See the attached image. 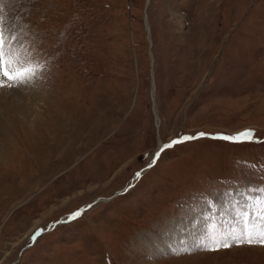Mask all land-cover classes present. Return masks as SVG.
<instances>
[{
    "label": "rangeland",
    "instance_id": "obj_1",
    "mask_svg": "<svg viewBox=\"0 0 264 264\" xmlns=\"http://www.w3.org/2000/svg\"><path fill=\"white\" fill-rule=\"evenodd\" d=\"M0 17L46 64L0 89V264H264L208 250L264 198V0H0ZM199 132L134 180L159 138Z\"/></svg>",
    "mask_w": 264,
    "mask_h": 264
},
{
    "label": "snow or ice",
    "instance_id": "obj_2",
    "mask_svg": "<svg viewBox=\"0 0 264 264\" xmlns=\"http://www.w3.org/2000/svg\"><path fill=\"white\" fill-rule=\"evenodd\" d=\"M17 41L18 37L11 35L8 39L5 38L3 28V18L0 17V89L4 88H19L33 84L44 72L46 64H41L34 60L33 56L28 53V50L16 53L8 46V40ZM6 46L8 50L6 51ZM211 134L205 132H199L196 134H184L179 135L177 138L172 139L168 143H164L156 152L146 153L148 162L146 167L140 171H137L135 176L140 178L142 173L151 169L158 162L160 156L168 149L175 145L192 141L198 138L208 137ZM216 138H221L226 141L232 142H247L254 139L253 130L248 129L235 135H217ZM264 191V189H260ZM258 210L256 215L259 217L252 225V230H245L242 237H237L235 234L231 236L232 243L227 241L223 243H217L214 247L208 249L210 251H219L221 249H230L234 245H249V246H261L264 247V198L255 201ZM251 205H246L249 207ZM88 207H91L89 205ZM83 210H77L66 218V222H71L81 216ZM242 219L247 218V213H238ZM42 230L35 232L30 239L35 242L37 237L41 234Z\"/></svg>",
    "mask_w": 264,
    "mask_h": 264
},
{
    "label": "bare ground",
    "instance_id": "obj_3",
    "mask_svg": "<svg viewBox=\"0 0 264 264\" xmlns=\"http://www.w3.org/2000/svg\"><path fill=\"white\" fill-rule=\"evenodd\" d=\"M157 115V114H156ZM158 117V116H157ZM158 122V121H157ZM163 144H162V142L160 141V138L158 139V141H157V146H156V149L153 151V153L154 152H156L158 149H159V147H161ZM134 180H136V176H135V178H134ZM131 186H132V184H131ZM121 189H122V191H121ZM120 189V191L121 192H124L125 190H126V188H124L123 189V187ZM129 190V189H128ZM120 192V193H121ZM117 193H119V191L117 192ZM240 211V210H239ZM71 214H69V215H66L65 216V219L68 217V216H70ZM234 215V214H233ZM236 220H235V222H234V225L237 227L238 225H239V221H238V218L236 217L235 218ZM232 220H234V218L232 219ZM233 222V221H232ZM252 222V221H251ZM253 223V222H252ZM248 225V224H247ZM245 227V226H244ZM237 229H239V228H237ZM235 232H236V234L235 235H239L240 233H239V231L238 230H234ZM198 231H196V233H197ZM213 234V233H212ZM216 234H213L212 236H215ZM196 236H197V234H196ZM217 236V235H216ZM202 237H203V235H202Z\"/></svg>",
    "mask_w": 264,
    "mask_h": 264
},
{
    "label": "trees",
    "instance_id": "obj_4",
    "mask_svg": "<svg viewBox=\"0 0 264 264\" xmlns=\"http://www.w3.org/2000/svg\"><path fill=\"white\" fill-rule=\"evenodd\" d=\"M238 144H239V143H237V142H233V143H231V145H233V146L236 147V148L238 147Z\"/></svg>",
    "mask_w": 264,
    "mask_h": 264
},
{
    "label": "water",
    "instance_id": "obj_5",
    "mask_svg": "<svg viewBox=\"0 0 264 264\" xmlns=\"http://www.w3.org/2000/svg\"><path fill=\"white\" fill-rule=\"evenodd\" d=\"M159 148H160V147H159ZM80 210H81V209H80ZM61 221H62V220H60L59 222H61ZM63 221H65V220H63ZM52 226H53V225H52ZM52 226H51V227H52Z\"/></svg>",
    "mask_w": 264,
    "mask_h": 264
}]
</instances>
